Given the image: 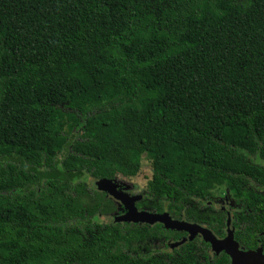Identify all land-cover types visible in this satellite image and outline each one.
<instances>
[{"label": "trees", "instance_id": "1", "mask_svg": "<svg viewBox=\"0 0 264 264\" xmlns=\"http://www.w3.org/2000/svg\"><path fill=\"white\" fill-rule=\"evenodd\" d=\"M143 157L151 209L219 232L224 185L235 239L264 244V0H0V264H129L120 244L178 239L100 218L119 205L93 181ZM179 248L153 264L229 262Z\"/></svg>", "mask_w": 264, "mask_h": 264}, {"label": "flooded vegetation", "instance_id": "2", "mask_svg": "<svg viewBox=\"0 0 264 264\" xmlns=\"http://www.w3.org/2000/svg\"><path fill=\"white\" fill-rule=\"evenodd\" d=\"M128 195L132 198L133 206L138 212L145 211L151 214H160V213L166 212L165 210L158 212L156 210L151 209V206H150L151 197L150 195H147L144 192L134 193V194L131 193ZM115 201L119 205L118 206L119 212L116 213V215H100V218L103 221H108L110 219L115 222L136 223L141 228L144 227L143 226L144 224H147L149 226H152L157 223L162 224L161 222H158V221L154 223H146V222H142L139 220L138 221L115 220V217L123 215L127 211V207L121 201L119 200H115ZM206 202H207V205L211 206V210L209 211L213 215H216V214L224 215V219L222 221L223 226L220 228V230H218L219 232L199 222L188 221L183 218L176 219L170 215L169 216L174 220H182V221H186L189 223H196L202 227H205L209 229L212 232V234L218 239L224 238L226 236L227 228L230 225L231 230H232L233 240L237 243V247L239 250L243 252L259 250L261 254L264 255V244H262L259 238H257L256 246L252 249H247L246 247H244V245L239 240L235 239V228L233 226V219H234V214L236 212L238 213L240 209H239V204L235 201V199L231 196V194L227 195V194L213 193L212 195H210L209 199H207ZM213 221L215 222V220ZM211 226H213V224ZM175 230L180 231L182 234L179 236L178 239L173 240V241H170V240L162 241L161 239H163V237L161 236L151 241L144 242V241L132 240L131 242L120 244L119 246H121V248L119 249V251H117V253H120L122 257L119 258V260H123L125 261V263L127 262L129 264H153L155 263L159 255L165 254L166 252L168 253L177 252V254H181L182 250L179 248V246L184 244L190 239H186L188 233L185 230H182V229L181 230L175 229ZM183 238L185 239L182 241ZM193 238L198 239L199 241L202 240L208 243V249L206 250L208 254V261L211 260L214 254L217 255V254H220L221 252H224L226 253L229 259L228 264H231V258L225 250L220 249L218 251H214L211 247V244L208 241L204 240L202 235L199 234L198 232L195 233L191 239ZM157 260L160 261L161 259H157Z\"/></svg>", "mask_w": 264, "mask_h": 264}, {"label": "water", "instance_id": "3", "mask_svg": "<svg viewBox=\"0 0 264 264\" xmlns=\"http://www.w3.org/2000/svg\"><path fill=\"white\" fill-rule=\"evenodd\" d=\"M93 185L98 190L106 191L115 199L121 201L126 207L127 211L115 220L122 221H142L146 223H154L156 221L161 222L163 226L171 229H182L188 234L186 239H191L195 233L202 235L203 239L211 244L214 251L223 249L231 258V264H264V255L258 251L243 252L238 249L237 243L233 240L231 226L227 228V234L224 238H216L212 232L196 223H189L182 220L172 219L166 212L160 214H151L145 211L138 212L132 203V198L125 192L118 189V183L116 178L112 179H96L93 181ZM185 238L182 239V241Z\"/></svg>", "mask_w": 264, "mask_h": 264}, {"label": "rangeland", "instance_id": "4", "mask_svg": "<svg viewBox=\"0 0 264 264\" xmlns=\"http://www.w3.org/2000/svg\"><path fill=\"white\" fill-rule=\"evenodd\" d=\"M151 168L145 157L142 158L141 167L136 176H121L116 178L118 183V189L127 194L141 193L146 189V180L150 177ZM90 183L91 179L88 180ZM215 194H227L230 195V190L224 185H218L213 189Z\"/></svg>", "mask_w": 264, "mask_h": 264}]
</instances>
